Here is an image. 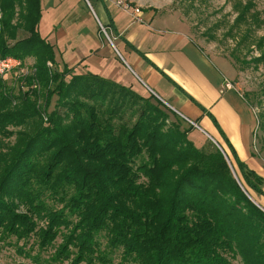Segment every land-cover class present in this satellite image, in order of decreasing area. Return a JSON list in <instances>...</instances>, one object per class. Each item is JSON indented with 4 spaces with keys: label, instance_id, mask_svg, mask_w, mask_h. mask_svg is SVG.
<instances>
[{
    "label": "trees",
    "instance_id": "trees-1",
    "mask_svg": "<svg viewBox=\"0 0 264 264\" xmlns=\"http://www.w3.org/2000/svg\"><path fill=\"white\" fill-rule=\"evenodd\" d=\"M41 16V0H0V58L35 60L0 77V241L34 264H264V211L247 196L264 179L231 148L239 183L153 94L56 68Z\"/></svg>",
    "mask_w": 264,
    "mask_h": 264
},
{
    "label": "crops",
    "instance_id": "crops-1",
    "mask_svg": "<svg viewBox=\"0 0 264 264\" xmlns=\"http://www.w3.org/2000/svg\"><path fill=\"white\" fill-rule=\"evenodd\" d=\"M95 1L97 13L90 4L88 6L99 24L108 28L111 34L109 44L114 51L106 44L91 48L70 67L82 66L83 60H87L91 66L100 69L98 64L105 55L117 69L121 63L125 64L128 70L122 66L124 74L129 77L126 73L129 71L143 85L137 90L153 94L215 140L236 177L241 179L231 148L240 161L264 179V160L258 157L254 146L253 110L239 88L213 68L202 52L203 48L191 36L182 33L180 20L169 11L173 0H125L131 7L141 9L143 22L140 23L134 21L130 10L124 11L105 0ZM84 9L89 11L88 7ZM97 32L99 34V30ZM47 40L51 43L48 37ZM104 50L105 55H99ZM116 71H110L113 74L109 77L100 74L102 71L91 73L133 90L136 88L131 81L125 83L121 79L123 75ZM179 109L189 115L182 114ZM262 190L264 193V183ZM259 196L260 200L256 199V202L264 210V195Z\"/></svg>",
    "mask_w": 264,
    "mask_h": 264
},
{
    "label": "rangeland",
    "instance_id": "rangeland-1",
    "mask_svg": "<svg viewBox=\"0 0 264 264\" xmlns=\"http://www.w3.org/2000/svg\"><path fill=\"white\" fill-rule=\"evenodd\" d=\"M115 1L112 0L110 3L115 4ZM89 4L97 13L98 6L95 0H41L42 17L38 30L42 37L46 39L48 37L54 44L56 68L59 70L65 63L69 67L73 66V63L88 54L91 48L97 49L100 45L106 44L110 50L114 51L109 44L111 42L109 30L107 35L101 30L91 7L88 6ZM115 6L122 9L117 4ZM86 7L89 8L88 12L84 9ZM169 11L180 20L183 26L182 33L188 37L191 36L203 48L202 52L211 62L213 68L228 77L242 92L255 116L253 135L255 150L258 157L264 160V130L258 126L262 119L261 114L264 112V94L262 93L264 65L261 63L256 65L253 62V59L264 51V0H173ZM238 14L242 16V19L237 20ZM25 35V32L19 31L18 38ZM104 52L106 50L100 52L99 55H105ZM34 62L32 57H27L23 65L25 69L30 70ZM98 65L101 67L100 69L95 68L94 65L91 66L87 60H83V65L73 67V71L75 73H99L97 71H102L100 74L109 77L108 75L113 74L110 71L117 70V73L126 77L124 79L121 76L125 83L131 81L136 87L133 88L137 93L142 97H149V93L146 91L137 90L142 89L143 85L135 78V75L129 71H125L129 77L124 74L125 64L121 63L117 69V66L113 65L105 55ZM126 70L128 69L126 68ZM130 78L132 80H127ZM11 81V79L7 80L6 85L13 86ZM15 86L17 87V85ZM35 90L38 92L37 104L41 108V112L45 114L43 110L46 102L45 92L39 84ZM55 99V96L51 97L48 105L49 110L53 108ZM15 101L13 100V103ZM150 101L154 103L152 99ZM179 110L182 114L189 115L185 110ZM166 122L167 124L177 123L171 114ZM188 127L189 122H179L180 129L187 130ZM187 138L198 147L208 144L210 140L202 130L195 126L188 131ZM233 168L235 167L233 166ZM235 178L239 183L240 181L243 183L242 179L239 181L237 177ZM247 190L255 201L256 199L260 200L259 195L249 188ZM6 242L0 241V264H34L29 258L16 253L14 245H9ZM43 255L46 254L43 253ZM118 260L119 252H116L114 261ZM232 262L233 264H243L239 257Z\"/></svg>",
    "mask_w": 264,
    "mask_h": 264
},
{
    "label": "built area",
    "instance_id": "built-area-1",
    "mask_svg": "<svg viewBox=\"0 0 264 264\" xmlns=\"http://www.w3.org/2000/svg\"><path fill=\"white\" fill-rule=\"evenodd\" d=\"M105 1L110 2L112 0H105ZM114 3L120 6L124 11L130 10L135 22H139V23L143 22V18L141 15V9L139 7H131L130 4L127 3L125 0H116ZM100 26H101V30L107 35L106 28L102 25ZM47 64L48 66H51L50 63H47ZM10 72H15L17 76L22 77V76H26L29 73L34 72V69L33 70L25 69V67L19 61V59L14 58V57L7 56L4 58H0V77Z\"/></svg>",
    "mask_w": 264,
    "mask_h": 264
},
{
    "label": "water",
    "instance_id": "water-1",
    "mask_svg": "<svg viewBox=\"0 0 264 264\" xmlns=\"http://www.w3.org/2000/svg\"><path fill=\"white\" fill-rule=\"evenodd\" d=\"M109 38V37H108ZM190 123H192V122H190ZM208 138L215 144V146H217L218 147V149L223 153V151H222V149L220 148V146L215 142V140L214 139H212L210 136H208ZM223 155H224V157L227 159V157L225 156V154L223 153ZM227 162H228V160H227ZM229 163V162H228ZM233 173V176H234V178L236 177L235 176V174H234V172H232ZM247 194V193H246ZM247 196H248V198L254 203V204H256L259 208H261L262 210H263V208L253 199V198H251L248 194H247ZM264 211V210H263Z\"/></svg>",
    "mask_w": 264,
    "mask_h": 264
}]
</instances>
